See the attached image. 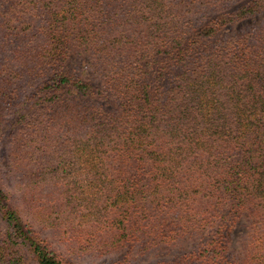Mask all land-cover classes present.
Wrapping results in <instances>:
<instances>
[{
  "label": "trees",
  "instance_id": "trees-1",
  "mask_svg": "<svg viewBox=\"0 0 264 264\" xmlns=\"http://www.w3.org/2000/svg\"><path fill=\"white\" fill-rule=\"evenodd\" d=\"M264 0H0V264H74L44 236L131 264H264ZM100 81L103 90L91 81ZM107 92L114 113L91 104ZM249 217L244 252L231 250Z\"/></svg>",
  "mask_w": 264,
  "mask_h": 264
},
{
  "label": "rangeland",
  "instance_id": "rangeland-1",
  "mask_svg": "<svg viewBox=\"0 0 264 264\" xmlns=\"http://www.w3.org/2000/svg\"><path fill=\"white\" fill-rule=\"evenodd\" d=\"M264 23V12L260 14L258 17L253 19H248L237 26L227 28L223 30L218 37L223 38L231 35H242L245 31L252 27H260ZM93 84L96 87L101 88L103 90V85L100 81H94L91 79ZM91 104L98 106L102 112L105 113H114L117 111V104L114 101L113 97H110L107 92H103L102 95L97 96L95 99L91 101ZM18 125L16 123V117L11 118L5 126L0 130V164L3 167V171L6 176V182L8 188L13 190V177L11 166V160L9 157L10 151V141L12 139L13 134L16 132ZM249 217L247 214H244L236 228L233 232V238L231 242V250L237 255H242L245 248L246 240L250 234L249 227ZM0 228L5 230L6 226L2 217L0 215ZM45 237L48 238L49 242H51L53 248L57 253L61 255L62 258L74 263V264H112L117 260L121 259L124 255V251L112 253L110 255H106L104 257H95L90 254L82 253L78 251L70 243H64L57 241L52 233L48 230L43 231ZM211 236V232L209 230L204 231H194L189 230V233L185 235L183 238L177 240L175 243L170 245H161L156 246L147 252L141 254L138 252V249L135 248L132 252V261L131 264H157L159 261L166 260H174L175 258L187 253L193 249H196L198 246L204 244ZM24 256L25 264H38L32 257V255L26 251H22Z\"/></svg>",
  "mask_w": 264,
  "mask_h": 264
}]
</instances>
